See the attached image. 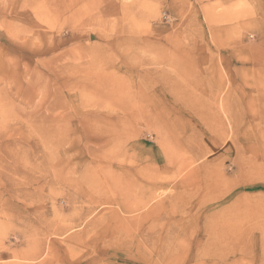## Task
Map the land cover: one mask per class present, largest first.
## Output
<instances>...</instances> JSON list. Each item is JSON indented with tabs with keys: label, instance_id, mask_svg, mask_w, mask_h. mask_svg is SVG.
Instances as JSON below:
<instances>
[{
	"label": "rangeland",
	"instance_id": "1",
	"mask_svg": "<svg viewBox=\"0 0 264 264\" xmlns=\"http://www.w3.org/2000/svg\"><path fill=\"white\" fill-rule=\"evenodd\" d=\"M0 264H264V0H0Z\"/></svg>",
	"mask_w": 264,
	"mask_h": 264
},
{
	"label": "bare ground",
	"instance_id": "2",
	"mask_svg": "<svg viewBox=\"0 0 264 264\" xmlns=\"http://www.w3.org/2000/svg\"><path fill=\"white\" fill-rule=\"evenodd\" d=\"M140 206V205H139Z\"/></svg>",
	"mask_w": 264,
	"mask_h": 264
}]
</instances>
